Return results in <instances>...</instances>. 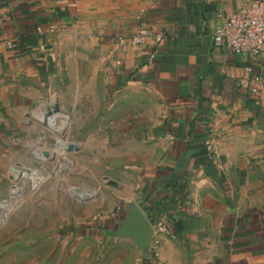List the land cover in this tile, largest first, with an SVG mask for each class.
Masks as SVG:
<instances>
[{
  "label": "crops",
  "instance_id": "crops-1",
  "mask_svg": "<svg viewBox=\"0 0 264 264\" xmlns=\"http://www.w3.org/2000/svg\"><path fill=\"white\" fill-rule=\"evenodd\" d=\"M242 2L0 0V167L42 137L59 152L43 125L56 111L72 140L59 164L88 154L78 164H107L120 216L135 200L166 219L154 256L135 244L129 264H264V90L243 81L264 78V53L215 34ZM141 25L162 38L133 43Z\"/></svg>",
  "mask_w": 264,
  "mask_h": 264
},
{
  "label": "rangeland",
  "instance_id": "rangeland-1",
  "mask_svg": "<svg viewBox=\"0 0 264 264\" xmlns=\"http://www.w3.org/2000/svg\"><path fill=\"white\" fill-rule=\"evenodd\" d=\"M55 113L46 114L43 125L53 131L51 149L57 146L59 152L44 150L42 137L35 152H22L19 160L0 167V211L6 212L0 223V259L4 253L7 264H28L25 258L36 254L35 264H47L52 251L63 256L64 264H129L135 242L112 232L122 216L107 164H78L88 154L69 148V162L62 168L67 163L63 157L59 164L62 140H72L58 132L59 120L50 119ZM76 241L83 244L79 249ZM91 242L97 248L86 245ZM18 254L22 259L13 261Z\"/></svg>",
  "mask_w": 264,
  "mask_h": 264
},
{
  "label": "built area",
  "instance_id": "built-area-1",
  "mask_svg": "<svg viewBox=\"0 0 264 264\" xmlns=\"http://www.w3.org/2000/svg\"><path fill=\"white\" fill-rule=\"evenodd\" d=\"M215 34L231 51L250 53L253 57L264 53V0H243L237 10L228 13L223 22L216 26ZM149 36H154L160 40L163 32H155L152 28L141 25L132 33L131 41L135 44H145ZM145 52L147 53V51ZM149 56L152 59L154 53L150 52ZM247 68L250 70L251 66ZM252 80V83H248V78L243 79L251 92L257 94L264 90V78L260 74H254ZM208 146H212L211 142L208 143ZM5 215L6 212L0 211V223ZM152 223L154 235L150 245V253L154 256L155 248L161 241L162 235L167 231L168 226L164 217H159Z\"/></svg>",
  "mask_w": 264,
  "mask_h": 264
},
{
  "label": "water",
  "instance_id": "water-1",
  "mask_svg": "<svg viewBox=\"0 0 264 264\" xmlns=\"http://www.w3.org/2000/svg\"><path fill=\"white\" fill-rule=\"evenodd\" d=\"M116 233L131 238L139 249L148 253L153 240L154 226L139 203L132 200L116 228Z\"/></svg>",
  "mask_w": 264,
  "mask_h": 264
},
{
  "label": "bare ground",
  "instance_id": "bare-ground-1",
  "mask_svg": "<svg viewBox=\"0 0 264 264\" xmlns=\"http://www.w3.org/2000/svg\"><path fill=\"white\" fill-rule=\"evenodd\" d=\"M53 118V117H52ZM52 118H50V119H52ZM53 121L55 120V119H52ZM54 123V122H53ZM66 165H63L62 166V168H64ZM31 178H32V180H34L35 178H33L32 176H30ZM35 181V180H34Z\"/></svg>",
  "mask_w": 264,
  "mask_h": 264
},
{
  "label": "trees",
  "instance_id": "trees-1",
  "mask_svg": "<svg viewBox=\"0 0 264 264\" xmlns=\"http://www.w3.org/2000/svg\"><path fill=\"white\" fill-rule=\"evenodd\" d=\"M148 254H149V253H148ZM149 256H150V257H153V255H152L151 253L149 254Z\"/></svg>",
  "mask_w": 264,
  "mask_h": 264
}]
</instances>
